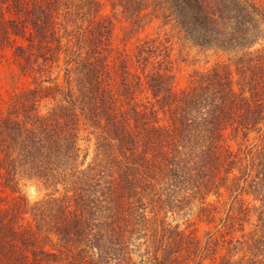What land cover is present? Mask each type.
<instances>
[{
    "label": "trees",
    "instance_id": "trees-1",
    "mask_svg": "<svg viewBox=\"0 0 264 264\" xmlns=\"http://www.w3.org/2000/svg\"><path fill=\"white\" fill-rule=\"evenodd\" d=\"M150 5L227 61L176 89L160 42L116 50L113 17L137 35ZM111 9L0 0V47L20 40L13 55L30 84L0 106V264H264V6ZM25 182L45 193L29 202ZM216 215L218 237L181 230Z\"/></svg>",
    "mask_w": 264,
    "mask_h": 264
},
{
    "label": "rangeland",
    "instance_id": "rangeland-1",
    "mask_svg": "<svg viewBox=\"0 0 264 264\" xmlns=\"http://www.w3.org/2000/svg\"><path fill=\"white\" fill-rule=\"evenodd\" d=\"M113 0H101L102 15H112L111 2ZM258 6H264V0H250ZM147 24L139 31L137 35L129 34L126 37L124 33L128 30V22L120 15L113 17L114 30L112 34L113 46L122 53H131L133 46L139 39H155L166 47L171 63L172 73L174 75V86L176 89L186 87L194 75L198 72H204L211 69L218 63L227 61V54L218 49H206L192 44L181 33L175 23L166 14L152 5L146 9ZM21 43L19 39L11 44L0 47V106L6 109L11 103L14 94L27 88L28 78L18 70V60L13 55V46ZM24 183V182H23ZM22 183V184H23ZM26 199L34 202L45 193L41 188L35 189L32 182H25L22 188ZM7 193L0 189V205L4 204ZM227 198L226 195H224ZM218 207L213 197L209 200ZM224 201V200H223ZM227 201V200H226ZM219 209L221 206L219 205ZM208 217H194L192 220L181 225V230L186 234H191L201 243L206 241V235L213 234L214 238L222 229L216 231L217 215L214 219L207 220ZM206 219V220H205ZM209 219V218H208ZM204 260V264H208Z\"/></svg>",
    "mask_w": 264,
    "mask_h": 264
}]
</instances>
